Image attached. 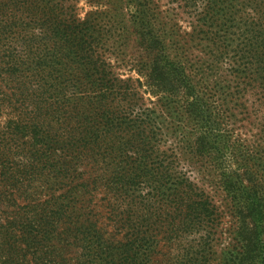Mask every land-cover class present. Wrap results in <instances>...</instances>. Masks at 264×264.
Here are the masks:
<instances>
[{"label":"trees","instance_id":"trees-1","mask_svg":"<svg viewBox=\"0 0 264 264\" xmlns=\"http://www.w3.org/2000/svg\"><path fill=\"white\" fill-rule=\"evenodd\" d=\"M120 1L127 2L146 59L144 71L138 69L145 83L115 71L105 58L107 24L97 23L98 16L81 17L79 0H0V264H39L42 256L45 264L55 263L62 256L50 245L64 235L79 244L96 233L104 246L133 240L151 227V171L160 170L151 161L160 121L144 95L181 102L197 127L191 148L199 154L214 148L206 131L212 113L183 58L191 50L210 55V67L225 62L237 90L264 107V0H167L174 5L172 21L155 0ZM180 13L192 30L179 26ZM109 28L116 36V28ZM49 42L64 52L48 65ZM169 48L182 58H171ZM60 57L68 59V69H46ZM66 178L68 189H56ZM240 178L239 172L221 173L222 188L235 204L241 253L234 264H246L242 249L260 247L258 223L264 224V197H239ZM176 185L190 190L156 188L166 196L169 225L178 230L207 220L216 227L221 213L205 193L185 182ZM155 217L162 221V213ZM123 264L132 262L125 258Z\"/></svg>","mask_w":264,"mask_h":264},{"label":"rangeland","instance_id":"rangeland-1","mask_svg":"<svg viewBox=\"0 0 264 264\" xmlns=\"http://www.w3.org/2000/svg\"><path fill=\"white\" fill-rule=\"evenodd\" d=\"M97 1L79 0L78 7L81 17L98 16L97 23L107 24L104 30L105 58L112 63L121 77L133 76L143 83L147 82L145 74L138 70L144 71L145 68L141 65L146 59L142 56V49L132 31L130 15L126 8L127 2ZM155 2L162 3L164 18L172 21L171 9L174 5L167 4V0ZM179 18H181L178 21L179 26L183 30H192L185 14L180 13ZM40 19L41 17L38 23ZM110 26L118 31L112 38L108 32ZM47 45L51 48L48 61L55 60V56H63L64 50L58 53L57 45L52 42ZM169 54L171 58H182L171 48ZM183 58L189 61L188 73L191 74L197 92L205 98L204 101L210 108L209 112L212 113L206 131L213 136L211 143L214 148L208 153H195L189 143L198 137L197 134L192 135L197 127L194 130L182 103L165 104L147 92L144 95L147 107L154 110V117H159L160 121L158 143L153 150L151 165L160 168V175L167 172L174 179L171 182L167 179L160 180L159 171L152 168L151 227L142 230L140 232L142 234L134 235L133 240L123 238L104 246L97 242L96 233H89L79 244L68 243L65 235L61 238L56 237L51 242L50 250L62 257H57V262L52 264H123L125 258H129L132 264H234L240 257L241 249L236 245L233 220L235 204L222 188L221 173L235 176L239 172L242 179L240 178L241 182L235 187H239L238 195L242 199L249 195L264 197V107L250 93L242 95L240 90H237L236 78L225 62L220 63L219 67H215L216 64L210 67L213 58L195 49ZM46 69H68V59L60 57L58 65L54 64ZM146 89L147 86H144L141 91L144 92ZM62 105L68 108L66 98ZM203 131H199L198 135ZM250 176L255 178V183L249 180ZM175 179L180 183L185 182L186 187L188 184L198 189L193 190L197 194L199 191L204 192L205 197L216 205L221 213L216 227L207 220H201L203 222L198 227L194 225L178 230L169 225L170 220L165 209L166 196L159 195L156 188L160 184L167 189L179 190L186 194L190 189L176 185L178 181ZM60 182L64 185H55L56 189L59 186L68 189V178L61 179ZM157 212L162 213L160 223L155 217ZM258 224L260 247L242 249L241 257L246 264H264V224ZM43 253L44 250H41L40 254ZM42 257L39 264H45V256Z\"/></svg>","mask_w":264,"mask_h":264}]
</instances>
